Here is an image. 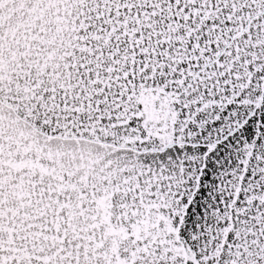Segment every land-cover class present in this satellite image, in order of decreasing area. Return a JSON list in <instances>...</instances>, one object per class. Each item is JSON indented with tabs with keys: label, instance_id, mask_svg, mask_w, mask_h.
Returning a JSON list of instances; mask_svg holds the SVG:
<instances>
[{
	"label": "snow or ice",
	"instance_id": "obj_1",
	"mask_svg": "<svg viewBox=\"0 0 264 264\" xmlns=\"http://www.w3.org/2000/svg\"><path fill=\"white\" fill-rule=\"evenodd\" d=\"M0 264H264V0H0Z\"/></svg>",
	"mask_w": 264,
	"mask_h": 264
}]
</instances>
